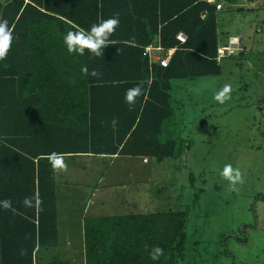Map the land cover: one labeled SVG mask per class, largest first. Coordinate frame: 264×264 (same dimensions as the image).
<instances>
[{
  "label": "trees",
  "instance_id": "1",
  "mask_svg": "<svg viewBox=\"0 0 264 264\" xmlns=\"http://www.w3.org/2000/svg\"><path fill=\"white\" fill-rule=\"evenodd\" d=\"M217 1L0 0L15 37L0 59V200L12 201L0 209V264H67L58 255L39 257L58 245L53 154L63 162L184 156L172 130L176 82L222 75ZM114 15L120 23L102 57L68 52L67 32ZM149 45L174 50L166 68L143 56ZM137 85L143 93L129 106L126 92ZM187 220L186 210L85 218L84 264H154L156 246L164 255L155 264H198L186 256Z\"/></svg>",
  "mask_w": 264,
  "mask_h": 264
},
{
  "label": "rangeland",
  "instance_id": "2",
  "mask_svg": "<svg viewBox=\"0 0 264 264\" xmlns=\"http://www.w3.org/2000/svg\"><path fill=\"white\" fill-rule=\"evenodd\" d=\"M258 10L263 12L264 7ZM246 11L224 4L217 17L220 35L225 36L227 28L235 29V20L246 17ZM253 23L248 32L255 36L254 28L261 27L259 21ZM234 67L224 70L219 78L176 82L181 87L185 83V87L174 96L172 130L184 142V156L160 164L147 158L149 163L139 171L119 170L120 163H105V171L96 170L84 158L66 160V167L57 168L59 214L68 210L79 224L80 215L95 218L100 212L117 216L186 210L188 260L198 257V264H264V86L247 73L248 64ZM225 85L232 87L230 99L220 103L214 97ZM255 109L260 110L256 113ZM228 164L242 175L243 183L235 188L222 176ZM101 175L105 186L109 181L122 189L136 185L143 206L127 211V194L120 189L110 193L117 202H107V188L98 182ZM77 253L68 264H84L83 248Z\"/></svg>",
  "mask_w": 264,
  "mask_h": 264
},
{
  "label": "crops",
  "instance_id": "3",
  "mask_svg": "<svg viewBox=\"0 0 264 264\" xmlns=\"http://www.w3.org/2000/svg\"><path fill=\"white\" fill-rule=\"evenodd\" d=\"M214 1L216 3V0H210ZM221 5L224 6V4H227L224 0H219L217 1ZM214 5V4H211ZM231 8H244L247 9L248 15L246 17H239V19H236L234 24L236 25L235 29H228L227 28V34L225 36L220 35L218 31V49L225 48L229 45V40L230 38L234 37L239 39L237 42V55H232L228 58L223 59L220 63L221 67V74L223 75L224 70H229L235 68L234 66L238 67V65L242 64H248L249 66V71L247 73H252L254 74L253 80L255 81H260V85L264 86V63H261L260 55L263 57L264 56V11L260 12L258 9H263L264 7V2L260 0H239L236 1L235 4H229ZM223 6L220 10H216V16L218 17V13H221L223 10ZM255 11H258V13H261V17ZM256 14V15H255ZM220 16V15H219ZM259 21V25L261 27V30L259 28L255 27L254 32L259 30L260 32H255V36L252 35L251 33L248 32L250 28L252 27V23L254 25H257ZM230 23L231 20H230ZM229 23V24H230ZM218 25V23H217ZM263 27V28H262ZM258 36V37H257ZM178 38L183 42L185 40L184 35H179ZM173 50V49H172ZM174 51V50H173ZM165 52H162L161 55L163 56ZM261 57V58H262ZM225 63V64H224ZM262 64V65H261ZM223 67L228 68V69H223ZM260 68V69H258ZM253 70L250 72V70ZM258 69V70H257ZM242 69L239 70V74H241L239 79H243L242 73H240ZM220 75L219 77H221ZM260 77H256V76ZM217 77V78H219ZM198 82V81H197ZM192 84L196 82H186V84ZM185 84V83H184ZM183 84V87L185 85ZM183 87H180L179 91L182 90ZM264 89V87H263ZM178 91V92H179ZM264 94V92H263ZM182 101V100H181ZM257 105V104H256ZM260 110V109H258ZM258 110L255 109V112L257 113ZM83 159L86 160V162L89 163V167L91 169H96V170H104L106 169V164L108 163L110 165H113L115 163H120L119 170H126V171H139L144 165H147L149 161L147 160V157H130V156H120V155H114V156H84V157H78L76 159ZM146 160V161H144ZM154 162H156L154 159H152ZM164 161V160H163ZM162 162V161H161ZM157 162V163H161ZM92 163V165H91ZM58 168V167H57ZM56 168V169H57ZM103 175V174H102ZM102 175L98 178V182L101 181V186L105 187L106 189V195L105 198L108 202V200L111 199L110 193H113L114 191H117L118 189L122 190L121 192L127 194L125 198V209L128 211L129 209L133 210H139L140 207L143 206L144 201L141 199H138V191H136V185H129L131 186L132 189H129V186H126V188L122 189V187L118 188L116 185H120L116 182L109 181V184L107 186L104 185V179L102 178ZM113 178L114 175L113 173L111 174ZM107 177L109 176L108 174L106 175ZM106 177V178H107ZM110 177V176H109ZM135 189V191L133 190ZM58 190V186H56V191ZM58 200L57 197V192H56V203ZM111 202H117L116 199H111ZM128 204V205H127ZM141 204V205H139ZM92 205V204H91ZM94 205V204H93ZM88 204L86 203L83 207V213L84 214L87 210ZM100 212V211H99ZM124 215H141V214H133L131 212H127V214ZM80 220L79 224L73 221V216L71 213H68V210H65L62 212L60 215L57 209V233H58V245L54 250L51 251H42L40 252V259L43 261H46L48 257H50V254L52 255H58L61 257V259L68 264V259H70L71 256H73L71 259H75V254L77 255V251L80 250V248H83V263H84V245H83V233H84V226H83V221L85 218H91V217H84L80 215ZM97 217L95 218H100V217H109L111 215H104L103 213L100 212V214L96 215ZM117 216H123V215H117ZM84 217V218H83ZM93 218V217H92ZM73 234H77V236L73 237ZM73 235V236H70ZM77 241V244L75 242ZM77 250V251H76ZM74 251H76L74 253ZM54 252V254L52 253ZM75 262V261H74Z\"/></svg>",
  "mask_w": 264,
  "mask_h": 264
},
{
  "label": "clouds",
  "instance_id": "4",
  "mask_svg": "<svg viewBox=\"0 0 264 264\" xmlns=\"http://www.w3.org/2000/svg\"><path fill=\"white\" fill-rule=\"evenodd\" d=\"M120 21L119 16L114 15L113 17L102 21L99 24H94L91 26L90 30H79V31H69L63 37V43L67 48L69 53H77L79 55L85 54V49L93 57H102L104 48L109 44V37L118 27ZM15 37L13 36V31L9 26L7 19L0 17V59L4 58L13 44ZM83 71L88 73V69L84 68ZM91 76L95 77L98 75L96 71L90 73ZM231 85H225L224 88L216 93L215 100L220 103H224L226 100L230 99L229 93L231 92ZM143 89L141 85H137L130 88L125 95V102L132 106L136 102V98L141 96ZM55 157L53 163L56 167H66L64 165L63 159L58 154H53ZM222 176L230 182L233 188L236 185L243 183L242 175L239 169H234L232 165H225ZM25 207L32 206L31 198L26 197L23 201ZM12 201L10 199L0 200V209H11ZM150 258L154 262L160 260L164 255V249L156 246L151 249Z\"/></svg>",
  "mask_w": 264,
  "mask_h": 264
},
{
  "label": "built area",
  "instance_id": "5",
  "mask_svg": "<svg viewBox=\"0 0 264 264\" xmlns=\"http://www.w3.org/2000/svg\"><path fill=\"white\" fill-rule=\"evenodd\" d=\"M206 2L208 4H215L214 1H210V0H206ZM222 6L223 5L221 4H216L215 8L216 10H220ZM162 52H164V50L158 45H149L144 47L143 56L149 59L150 64H158L162 68H166L174 51L167 50L165 51L164 56L161 55ZM232 55H233V49H230L229 46L218 49L215 61L217 64H220L223 59L228 58Z\"/></svg>",
  "mask_w": 264,
  "mask_h": 264
},
{
  "label": "water",
  "instance_id": "6",
  "mask_svg": "<svg viewBox=\"0 0 264 264\" xmlns=\"http://www.w3.org/2000/svg\"><path fill=\"white\" fill-rule=\"evenodd\" d=\"M238 40L239 39H237V38H234V37H232V38H230V40H229V48L230 49H233V55H237L238 54V51H237V42H238Z\"/></svg>",
  "mask_w": 264,
  "mask_h": 264
}]
</instances>
